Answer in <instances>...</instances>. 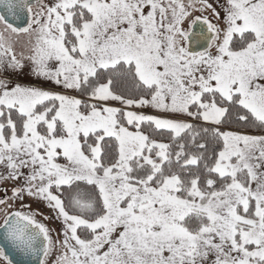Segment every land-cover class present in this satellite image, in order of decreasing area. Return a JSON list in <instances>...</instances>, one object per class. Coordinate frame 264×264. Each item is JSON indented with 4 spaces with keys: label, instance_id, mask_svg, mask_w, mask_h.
<instances>
[{
    "label": "snow or ice",
    "instance_id": "1",
    "mask_svg": "<svg viewBox=\"0 0 264 264\" xmlns=\"http://www.w3.org/2000/svg\"><path fill=\"white\" fill-rule=\"evenodd\" d=\"M0 169V264H264V0H0Z\"/></svg>",
    "mask_w": 264,
    "mask_h": 264
},
{
    "label": "rangeland",
    "instance_id": "2",
    "mask_svg": "<svg viewBox=\"0 0 264 264\" xmlns=\"http://www.w3.org/2000/svg\"><path fill=\"white\" fill-rule=\"evenodd\" d=\"M210 2H214V0H210ZM17 39L19 41L18 49H19V47H25L26 48L29 38L27 36H22V37H19ZM13 78L16 79L18 82H21V83H36V81L31 76V72H30L29 68H26L22 75L16 76V77H13ZM43 86L45 88H49V89L54 90V91H62V89L57 88L54 85V83H46ZM117 106H119V105H117ZM133 110L144 111V112H148V113L153 112V110L150 109V108L133 109ZM185 119H187V118H185ZM0 171H2V169H0ZM2 184H3V182H0V185H2ZM6 186L10 187V184L6 185ZM25 202L26 203H32L27 198H26ZM32 207L36 208L37 205L35 203H32ZM40 211L44 212L45 215L49 214V210L46 207H44L43 205L40 206ZM47 223H49V226L52 227V228H55L57 226V224H58L57 221H48Z\"/></svg>",
    "mask_w": 264,
    "mask_h": 264
},
{
    "label": "trees",
    "instance_id": "3",
    "mask_svg": "<svg viewBox=\"0 0 264 264\" xmlns=\"http://www.w3.org/2000/svg\"><path fill=\"white\" fill-rule=\"evenodd\" d=\"M232 127H235V125H233Z\"/></svg>",
    "mask_w": 264,
    "mask_h": 264
}]
</instances>
